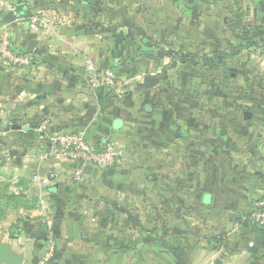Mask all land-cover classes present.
I'll use <instances>...</instances> for the list:
<instances>
[{"label": "crops", "instance_id": "1", "mask_svg": "<svg viewBox=\"0 0 264 264\" xmlns=\"http://www.w3.org/2000/svg\"><path fill=\"white\" fill-rule=\"evenodd\" d=\"M22 3L33 16L5 22ZM149 6L0 0V38L7 30L31 60L0 59L1 150L15 161L14 196L33 203L2 242L24 264L49 252L51 264H264V227L247 219L264 197V118L236 100L190 112L166 102L165 91L153 102L147 88L91 83L89 67L121 75L118 49L148 26L125 21ZM46 133H79L122 160L79 177L78 162L44 157Z\"/></svg>", "mask_w": 264, "mask_h": 264}, {"label": "rangeland", "instance_id": "2", "mask_svg": "<svg viewBox=\"0 0 264 264\" xmlns=\"http://www.w3.org/2000/svg\"><path fill=\"white\" fill-rule=\"evenodd\" d=\"M145 17L128 20L147 26L132 32L114 88H147L162 102L185 110L221 102L242 104L264 118V0H149ZM133 41L134 45H130ZM127 52V53H126ZM129 53V54H128ZM117 58V59H119ZM169 99V100H168ZM198 116L200 113L192 112ZM187 114V113H186ZM202 115V113H201ZM202 119V118H200ZM13 145L10 144V148ZM0 143V243L9 239L16 217L33 203L14 196L15 161Z\"/></svg>", "mask_w": 264, "mask_h": 264}, {"label": "built area", "instance_id": "3", "mask_svg": "<svg viewBox=\"0 0 264 264\" xmlns=\"http://www.w3.org/2000/svg\"><path fill=\"white\" fill-rule=\"evenodd\" d=\"M38 22V18L33 19V24ZM0 59L8 62L13 66H28L31 64L30 57L22 52H19L11 40V35L7 30L2 31L0 38ZM91 75V83L95 86L103 85L105 87H115L117 83V76L112 69H94L89 67ZM44 125L40 130L45 133ZM44 135L41 136L43 138ZM46 152L44 157H51L53 159H68L76 161L80 164L78 176L82 174L85 168L89 166H97L103 169H108L118 164L122 160V154L115 149L95 150L92 148L79 133L67 134H47ZM51 178H55L52 174ZM259 227H264V197L255 202L252 213L247 218ZM53 260V253L49 252L37 264H51Z\"/></svg>", "mask_w": 264, "mask_h": 264}, {"label": "water", "instance_id": "4", "mask_svg": "<svg viewBox=\"0 0 264 264\" xmlns=\"http://www.w3.org/2000/svg\"><path fill=\"white\" fill-rule=\"evenodd\" d=\"M33 16L29 5L22 3L15 7L14 11L10 12L5 17V22H13L17 19H28ZM36 43L31 42L28 52L31 53ZM0 263L2 264H24V256L22 254L16 255L11 252V248L4 243H0ZM220 261H216L215 264H220Z\"/></svg>", "mask_w": 264, "mask_h": 264}]
</instances>
